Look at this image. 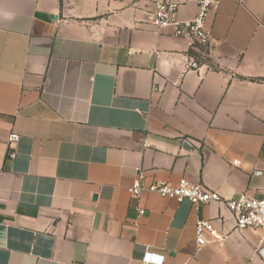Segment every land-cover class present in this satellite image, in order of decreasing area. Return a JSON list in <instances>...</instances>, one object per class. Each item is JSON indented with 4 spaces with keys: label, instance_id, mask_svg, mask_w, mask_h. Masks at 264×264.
I'll return each instance as SVG.
<instances>
[{
    "label": "crops",
    "instance_id": "1",
    "mask_svg": "<svg viewBox=\"0 0 264 264\" xmlns=\"http://www.w3.org/2000/svg\"><path fill=\"white\" fill-rule=\"evenodd\" d=\"M154 1L0 0V264H264L262 230L224 203L128 190L264 197V0H220L206 50L156 28ZM197 219L222 244L198 247Z\"/></svg>",
    "mask_w": 264,
    "mask_h": 264
},
{
    "label": "built area",
    "instance_id": "2",
    "mask_svg": "<svg viewBox=\"0 0 264 264\" xmlns=\"http://www.w3.org/2000/svg\"><path fill=\"white\" fill-rule=\"evenodd\" d=\"M220 0H197V12L191 19L179 20L176 17L179 2L177 0H155L150 21L156 28L171 26L173 35L185 38L189 43L201 48L208 49L211 44V34L207 27V17L210 11L219 7ZM185 67L197 68L195 61H188ZM19 135L11 132L7 138L6 158L15 157V144ZM237 161H234L236 163ZM256 174L261 173L256 170ZM134 197L143 192L155 193L162 198L173 199L180 203L184 200L193 206L210 202H222L232 212L235 230L241 231L246 228H258L262 230L260 241L264 242V197H257L248 192H241L234 197H223L216 190L209 189L202 184L192 183L186 178H180L175 183L155 180L145 183L139 174L128 188ZM139 213H143L139 209ZM195 242L201 247L208 242L222 244L224 236L219 233L210 220L197 219L195 221ZM206 235L210 237L206 239ZM163 256L146 251L143 254V262L162 263Z\"/></svg>",
    "mask_w": 264,
    "mask_h": 264
},
{
    "label": "water",
    "instance_id": "3",
    "mask_svg": "<svg viewBox=\"0 0 264 264\" xmlns=\"http://www.w3.org/2000/svg\"><path fill=\"white\" fill-rule=\"evenodd\" d=\"M53 19H55V16H52Z\"/></svg>",
    "mask_w": 264,
    "mask_h": 264
}]
</instances>
